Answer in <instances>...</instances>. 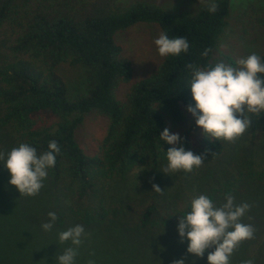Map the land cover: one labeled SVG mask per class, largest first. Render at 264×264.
Here are the masks:
<instances>
[{"label": "trees", "instance_id": "obj_1", "mask_svg": "<svg viewBox=\"0 0 264 264\" xmlns=\"http://www.w3.org/2000/svg\"><path fill=\"white\" fill-rule=\"evenodd\" d=\"M213 2L217 11L210 13L206 9ZM231 2L213 0L194 12L170 13L142 1L119 6L117 0H0V132L8 145L6 152L27 142L39 154L55 140L61 151L46 179L51 189L69 194L71 223L82 225L88 233L107 234L112 227L119 228L126 239L121 243L123 258L113 255L108 261L111 234L103 241L93 236V244L84 241L78 247L75 264L89 260L173 264L180 259L184 264H208L207 255L214 247L201 257L188 253V241L181 243L177 231L179 216L190 211L191 200L199 195L220 206L229 193L236 204L251 205L241 222L255 229L253 238L235 249L230 264L247 259L264 264V168L233 164L219 168L227 145L223 140L204 136L194 145L187 136L181 139L185 151L203 154V164L216 165L218 170L210 171L209 181L174 194L171 204L153 197L130 207L127 202H106L101 192L104 182L125 180L138 166H145L155 177L166 165V151L173 146L159 135L170 124L185 121L183 109L194 105L186 65L215 64L213 52L226 28ZM138 24H155L170 39L184 36L189 48L164 57L152 73L134 81L131 61L115 36ZM205 49L211 51L202 58ZM260 57L264 60V55ZM62 64L83 69L84 94L70 98L57 72ZM123 85L128 91L120 99L117 93ZM92 111L106 118L108 125L99 153L90 156L78 145L76 131ZM248 116L251 124L244 136L253 142L264 136V114ZM17 205L12 191L0 184V264H58L57 257L71 242L60 243L57 231L51 236L50 230L41 228L48 216L37 224L35 213L18 212ZM57 217L53 226L64 229L66 217L61 212Z\"/></svg>", "mask_w": 264, "mask_h": 264}, {"label": "clouds", "instance_id": "obj_2", "mask_svg": "<svg viewBox=\"0 0 264 264\" xmlns=\"http://www.w3.org/2000/svg\"><path fill=\"white\" fill-rule=\"evenodd\" d=\"M206 10L215 13L216 3H210ZM154 44L160 57L178 56L189 48L184 36L170 39L163 32L154 40ZM210 51L205 49L202 58L207 57ZM186 68L190 70L187 88L194 101V105H188L186 110L206 139L234 142L250 127L248 114H264V60L256 53L239 58L235 66L219 61L206 67L189 63ZM159 138L170 145L181 142V137L170 134L168 128L160 133ZM60 151L55 140L50 141L47 150L39 154L27 142L13 147L7 154L0 151V162L10 176L8 184L14 186L20 196L38 195ZM166 159L161 172L173 175L199 168L204 155L185 151L183 147H172L166 151ZM152 191L163 194L156 184L152 185ZM250 207L247 202L236 204L235 197L230 193L225 195V202L220 206H216L209 196L199 195L191 200L190 211L179 216L177 231L180 242L187 240V252L195 257L203 256L207 249L214 247V251L207 255L208 264H230L235 249L254 236L255 229L241 222ZM48 217V222L41 225L45 231L51 230L58 218L55 212H49ZM84 236V227L79 224L59 233L60 243L70 241L72 246L57 257L58 264H75L77 249ZM88 264L95 262L89 260ZM173 264H184V260L173 261ZM242 264H254V261L247 259Z\"/></svg>", "mask_w": 264, "mask_h": 264}, {"label": "rangeland", "instance_id": "obj_3", "mask_svg": "<svg viewBox=\"0 0 264 264\" xmlns=\"http://www.w3.org/2000/svg\"><path fill=\"white\" fill-rule=\"evenodd\" d=\"M135 1L157 4L170 13H183L194 12L213 0H117L119 6H127ZM161 33V30L155 24H138L116 34V43L121 46L123 55L131 61L134 81L147 77L164 59V57L158 55L154 44V40ZM252 53L259 56L264 55V0H232L226 28L213 52V61L215 63L223 61L235 66L236 60ZM57 72L66 83L71 99L85 93L86 81L82 68L62 64L58 67ZM127 91L128 86H121L117 93L118 97L120 99L124 98ZM186 109H183L185 121L170 124L169 133L178 134L181 139L187 136L195 145L204 135H202V130L196 127L194 118ZM107 125L108 120L97 111H92L84 117L82 124L76 131V141L87 155L92 156L99 153V146L105 135ZM1 135L0 132V151L7 154L6 147L8 145L6 146V142L1 138L3 135ZM172 146L176 148L183 147L181 142ZM226 164H233L246 169L255 166L264 168V136L261 135L253 142H249L243 134L234 142H227L225 154L218 163V167L221 168ZM218 167L202 164L189 173L181 171L173 175L164 174L161 169L158 175L153 177L145 166H138L125 180L104 182L101 186L102 198L106 202H127L130 207L138 203L137 200L145 198L147 200L153 197L163 200L162 202L165 205L171 204L169 202H171L172 197L182 192L188 185L195 186L200 181H209L211 179L210 171L217 172ZM201 174L203 177H201ZM0 179V184L12 191V195L18 201L15 209L18 212L35 213V217H38L36 219L37 224H40L49 212H55L56 215L57 212H61L66 217V227L60 229L53 226L49 235L54 236L56 231L59 234L75 226L69 219V206H71L69 194L64 190L51 189L47 179L43 181L44 186L39 194L34 197L20 196L16 188L8 184L10 176L7 169L3 167L2 162L0 164ZM153 184L159 186L163 190V194L152 191ZM112 228L111 232L107 233L108 235L111 234L107 241L113 243L108 248H113L107 254L108 261L112 259L113 255L123 258L124 255L120 254L122 238L124 242L126 240L119 228ZM107 234L85 232L82 240L83 243L84 241L85 243L89 242V245L93 244V241L95 242L93 236L98 241H103ZM48 238L51 239L52 237L48 236ZM57 239L59 240V235ZM98 247L99 245L90 252H95ZM116 247L120 255L115 252ZM83 251L85 255L87 252L84 246ZM24 258L29 259L32 257L24 256ZM135 259L138 261L137 258Z\"/></svg>", "mask_w": 264, "mask_h": 264}]
</instances>
